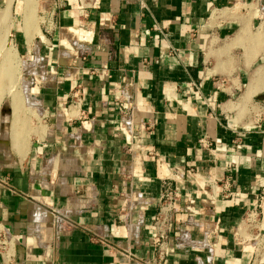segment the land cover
Returning <instances> with one entry per match:
<instances>
[{
	"label": "crops",
	"instance_id": "1",
	"mask_svg": "<svg viewBox=\"0 0 264 264\" xmlns=\"http://www.w3.org/2000/svg\"><path fill=\"white\" fill-rule=\"evenodd\" d=\"M263 9L46 0L31 89L41 114L18 137L11 116L0 143V264H156L165 182L180 198L163 264H264Z\"/></svg>",
	"mask_w": 264,
	"mask_h": 264
},
{
	"label": "rangeland",
	"instance_id": "2",
	"mask_svg": "<svg viewBox=\"0 0 264 264\" xmlns=\"http://www.w3.org/2000/svg\"><path fill=\"white\" fill-rule=\"evenodd\" d=\"M45 1L46 0L31 1L33 19L25 25L23 22L24 10H21L24 0L12 1L13 3L7 15L8 19L5 17L6 20L3 19V11L5 8L4 0H0V33L3 34L0 35V70L3 64L7 62L10 66L7 63L5 66L7 65V68L8 66L12 68L11 76H13V78H11V76L7 74L4 75L3 78H0V110L3 104H9L12 108L11 105H13L14 102L12 99L17 96L16 98L19 100L15 99L19 101V103L16 102L19 109L16 108L17 112H14L15 110L13 112L14 114L16 113L15 115H18L15 116L12 114L11 110L13 120L18 117V123H16L14 128L16 131L13 129L16 136L21 135V132L26 128L29 130V128L34 126V119L32 118L37 114L35 108L36 100L31 93L35 75L38 73L35 58L36 39L34 37V32L39 30L38 27L39 24H41L40 21H42V19H40V10ZM261 13H264V9L261 10ZM1 20L5 21L3 22ZM27 31L28 33H25ZM2 40H4V48L1 47ZM5 48H10V52L5 53ZM14 94H16V96ZM8 135L9 131L7 136Z\"/></svg>",
	"mask_w": 264,
	"mask_h": 264
},
{
	"label": "built area",
	"instance_id": "3",
	"mask_svg": "<svg viewBox=\"0 0 264 264\" xmlns=\"http://www.w3.org/2000/svg\"><path fill=\"white\" fill-rule=\"evenodd\" d=\"M80 4L84 7L91 4L92 0H79ZM36 113L39 116L41 114V110L39 109L37 103H35ZM121 117L119 120V125L125 130H130L133 123V113L132 110L128 109L125 104L121 106ZM131 149V146H129ZM180 198V192L176 185H172L171 182H165L163 185V191L161 195V201L159 206V211L155 215L153 219V245L154 250L157 254V263L163 264L166 256H167V248L169 245V232H170V223L177 212L176 205ZM259 206H253L246 215V224L247 227L252 231L255 241L257 237L260 236L261 230L257 227L259 221ZM184 232L179 234V241L183 244L184 240ZM0 246L1 248H5L7 246V238L2 231H0Z\"/></svg>",
	"mask_w": 264,
	"mask_h": 264
},
{
	"label": "bare ground",
	"instance_id": "4",
	"mask_svg": "<svg viewBox=\"0 0 264 264\" xmlns=\"http://www.w3.org/2000/svg\"><path fill=\"white\" fill-rule=\"evenodd\" d=\"M12 1H13V0H6V1H5V8H4V11H3V17H4L3 19H5V20H6V18L8 19L7 15H8V13H9V9H10V7H11V3H12ZM31 1H32V0H31ZM31 1H30V0H24V6H25V7H24V17H23L24 19H23V22H24L25 25H27V23H28V22H31V20L33 19V8L31 7V5H32ZM5 17H6V18H5ZM5 20H4V21H5ZM1 21H3V20H1ZM4 21H3V22H4ZM3 22H2V23H3ZM0 35H3V34L0 33ZM4 35H5V34H4ZM1 44H2L1 47L4 48V40H2ZM9 52H10V48H5V53H9ZM7 60H8V59H7ZM6 63H7V62H6ZM6 63H5V64H6ZM5 64H3V67H2L1 70H0V78H1V77L3 78V76H4V75H7V74H9V75L11 76V69H12V68L9 67L10 65H9L8 63H7V64H8L9 66H8V68H7V65L5 66ZM12 67H13V66H12ZM6 68H7V69H6ZM13 72H14V71H13ZM259 76H260V74L256 73V74L254 75V77L252 78V87H253V86H256L257 81H258V77H259ZM11 78H13V76H11ZM4 79H5V77H4ZM12 80H13V79H12ZM1 82H2V81H1ZM5 82H6V81H5ZM11 82H12V81H11ZM11 82H10V83H11ZM2 83H3V82H2ZM9 90H10V89H9ZM14 95L16 96V94H14ZM16 97H17V96H16ZM16 97H14V99H12V100L14 101V102L12 101V102H13V105H11V106H12V108H11V110H12V114H14V112H17V109H16V108H18L16 102L19 103V101H18L19 99L16 98ZM15 98L18 99V100L16 101ZM12 102H11V103H12ZM18 109H19V108H18ZM14 110H15V111H14ZM13 111H14V112H13ZM15 114H16V113H15ZM15 114H14V115H15ZM17 115H18V114H17ZM17 115H15V116H17ZM15 116H14V117H15ZM16 119H17V120H16ZM16 119L13 120V129L15 128L16 123H18V117H16ZM13 129H12V130H13ZM12 130H11V131H12ZM14 131H15V130H14ZM13 134H14V133H13ZM13 134H12V135H13ZM17 137H18V135H17ZM17 137H16V138H17ZM14 139H15V137H14ZM16 140H17V139H16Z\"/></svg>",
	"mask_w": 264,
	"mask_h": 264
},
{
	"label": "water",
	"instance_id": "5",
	"mask_svg": "<svg viewBox=\"0 0 264 264\" xmlns=\"http://www.w3.org/2000/svg\"><path fill=\"white\" fill-rule=\"evenodd\" d=\"M11 121V107L9 104H3L0 110V143L4 144L7 141L9 124Z\"/></svg>",
	"mask_w": 264,
	"mask_h": 264
}]
</instances>
